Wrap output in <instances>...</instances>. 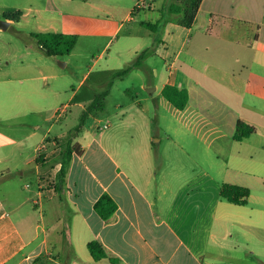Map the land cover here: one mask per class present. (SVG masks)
Listing matches in <instances>:
<instances>
[{
	"label": "crops",
	"instance_id": "obj_1",
	"mask_svg": "<svg viewBox=\"0 0 264 264\" xmlns=\"http://www.w3.org/2000/svg\"><path fill=\"white\" fill-rule=\"evenodd\" d=\"M92 2L110 6L105 0H14L0 6L9 9L3 14L21 11L19 18L4 16L9 26L33 12L41 25L79 19L96 31L102 12ZM163 2L149 4L158 18ZM166 30L182 42L166 62L170 68L161 91L168 83L189 90L186 108L173 105L181 112L177 131H192L207 153L189 167L177 164L181 156L159 153L160 126L152 129L150 108L141 102L129 112L128 139H110L103 130L111 123L98 111L88 117L76 139L81 153L73 154L61 188L48 187L43 178H56L61 163L46 172L37 160L50 131L27 160L5 153L0 158L8 162L0 168V264H264L259 250L264 246V0H203L192 27L171 21ZM163 44L171 48L168 38ZM182 57L187 71L176 64ZM147 86L155 87L151 92L160 87ZM230 98L237 99L236 106ZM187 112L193 117H185ZM239 120L255 132L237 139ZM5 138L22 149L24 137ZM57 150L46 153L47 162ZM225 183L248 187V202L224 199ZM105 193L117 203L108 219L95 209ZM92 241L106 256H94Z\"/></svg>",
	"mask_w": 264,
	"mask_h": 264
},
{
	"label": "rangeland",
	"instance_id": "obj_2",
	"mask_svg": "<svg viewBox=\"0 0 264 264\" xmlns=\"http://www.w3.org/2000/svg\"><path fill=\"white\" fill-rule=\"evenodd\" d=\"M11 1L14 0H0V4ZM105 2L110 6L101 7L97 2L89 4L102 12L97 18L96 31L88 29L86 21L79 19L75 23L70 19L60 25H41L33 12L24 16L21 23L3 28L0 35V158L5 153L14 156L23 154L27 160L36 153L40 138L48 131L50 133L40 144L37 154L44 155L53 149H58L56 153H60L61 144L71 137L70 130L80 122L83 105L91 103L112 80L113 86L105 107L97 110L104 123H111L109 128L103 130L110 132V139L113 135L120 139L129 138V112L141 102L142 106L150 108L147 116L150 121H155H152V129L160 126V133L157 134L163 140L159 153L181 156L183 162L177 164L187 167L195 166L198 163L195 157L207 153L204 142L198 140L192 131H177L181 112L161 91L162 83L168 78L169 66L166 62L174 59V51L182 39L173 37L171 32L167 33L166 28L155 33L142 25V21L158 20V13L149 6L153 0ZM136 6L138 11L132 16L131 12ZM4 10L9 9L0 6V22L5 20ZM39 28L51 30L41 31ZM71 31L79 34L76 46L70 54L58 56L47 55L32 36L37 32ZM157 35L162 37V42L157 41ZM165 38L171 44L169 50L163 44ZM148 47H154L155 53L142 61V67H135L124 76L116 75L117 71L136 59L138 52ZM183 60L182 57L176 64H184ZM155 67L159 69V75ZM181 70L189 69L184 64ZM153 82L160 87L151 92L150 89L155 87H148L147 84ZM230 100L237 105V99ZM193 106L192 102L191 111ZM187 116L193 117V113H185ZM100 124H103L102 121L96 124V128ZM33 131L37 134L28 137ZM5 136L24 137L22 149L14 142L7 144ZM159 137L154 140L157 141ZM40 159L43 161V158ZM45 163L41 170L46 172L58 164L55 161ZM6 164L8 162L0 160V168ZM259 250L264 255V246Z\"/></svg>",
	"mask_w": 264,
	"mask_h": 264
},
{
	"label": "trees",
	"instance_id": "obj_3",
	"mask_svg": "<svg viewBox=\"0 0 264 264\" xmlns=\"http://www.w3.org/2000/svg\"><path fill=\"white\" fill-rule=\"evenodd\" d=\"M203 0H164L160 9L161 15L156 22L142 21V25L149 28L151 31L158 33L162 29H165L167 24L171 21L178 23L180 26L190 28L193 26L197 14L200 10ZM138 11V6L131 12L132 16ZM21 11L16 13H5V17L16 16L19 18ZM32 36L36 38L40 48L49 56H58L64 54H70L76 46L79 34L67 33V32H37L32 33ZM158 42H162V37L156 36ZM155 53L154 47H148L143 49L137 54L136 59L127 67L116 72V75L124 76L128 74L135 67H142L143 60L148 56ZM113 86V80L109 82L107 88L98 93L93 101L89 103L82 112L79 124L70 131V139L62 143V149L58 155L49 160V162L55 161L61 163V169L57 173L55 184L61 188L66 181V176L72 161L74 153H81L80 144L75 142L74 139L81 132L83 126L86 124L88 117L98 109L105 107V101L107 96L111 92ZM164 96L177 108L184 109L189 103L190 92L186 87H180L176 84H166L163 88ZM255 127L249 125L243 120H239L237 124V132L235 137L237 139H243L255 132ZM46 154L39 155L37 160L41 161L43 158V165L47 162ZM250 195V189L245 186L236 184L225 183L221 189V196L234 203L245 204L248 202V196ZM95 209L105 219L110 218L117 210V203L113 197L105 193L95 203ZM90 250L96 258H102L106 256L104 248L96 241L89 243Z\"/></svg>",
	"mask_w": 264,
	"mask_h": 264
},
{
	"label": "built area",
	"instance_id": "obj_4",
	"mask_svg": "<svg viewBox=\"0 0 264 264\" xmlns=\"http://www.w3.org/2000/svg\"><path fill=\"white\" fill-rule=\"evenodd\" d=\"M60 165H61V164H60ZM60 169H61V167H60ZM60 169H59V170H60ZM58 172H59V171H58ZM56 174H57V173H56ZM56 174H55V175H56ZM43 178L46 180V184H47L48 187H56V186H55V185H56V184H55V183H56V182H55V179H56V178H55L54 175L50 174V175H48V176H44Z\"/></svg>",
	"mask_w": 264,
	"mask_h": 264
},
{
	"label": "water",
	"instance_id": "obj_5",
	"mask_svg": "<svg viewBox=\"0 0 264 264\" xmlns=\"http://www.w3.org/2000/svg\"><path fill=\"white\" fill-rule=\"evenodd\" d=\"M10 22L8 20H3L0 22V26L6 29L9 26Z\"/></svg>",
	"mask_w": 264,
	"mask_h": 264
}]
</instances>
